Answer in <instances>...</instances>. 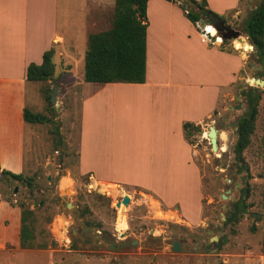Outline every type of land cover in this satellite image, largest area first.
I'll use <instances>...</instances> for the list:
<instances>
[{
    "label": "rangeland",
    "instance_id": "1",
    "mask_svg": "<svg viewBox=\"0 0 264 264\" xmlns=\"http://www.w3.org/2000/svg\"><path fill=\"white\" fill-rule=\"evenodd\" d=\"M59 1V25L65 28L67 0ZM87 1L90 3L87 14L94 17L93 12L95 15L89 31L98 32L109 28L115 0ZM258 1L241 0V11L237 14L230 12L226 17V23L239 30L242 36L237 38L241 41L238 49L233 48L234 39L225 40L223 30L215 38L218 42L224 39L222 45L230 52L235 51L244 60L241 78L217 112L210 114L198 125V129H190L186 135L194 149V160L201 175L202 197L193 220L183 216L175 207L160 205L149 193L122 187L117 183L114 184L117 191L113 192L107 190L108 187L103 183L97 185L91 176L78 171L80 87L77 83L69 82L83 75L86 43L84 47L81 45L84 48L82 57L72 67L65 64L62 57L54 55L52 60L56 72L51 76L52 82L48 81L51 87L54 83L59 84L56 99L59 109L53 106L55 114L52 116L59 130L61 145L57 151L53 147L50 153L46 151L48 159L39 157L32 169L24 171L26 177L34 175L32 187L0 175V264H264V86L258 87L248 80L251 76L263 79L259 76L262 66L255 54V47L251 49L249 37L248 43L242 40L247 37L243 32L247 14ZM97 17H101L100 22ZM197 27L201 31V27ZM183 56V64L171 76L188 86L185 93L190 97V104L192 101L200 102L203 93V106L197 107L195 112L194 109L189 110L190 116H200L209 109L212 92L209 86L201 88L191 82L202 76L203 79L212 80L214 73L208 71L207 63L198 54L186 53ZM165 59L170 62V56ZM194 60L198 67L195 73L191 69ZM29 82L33 84L26 90L27 108L38 112L42 97L41 90L34 91V84L41 85V82ZM251 87L260 90L261 99L251 142L243 152L251 174L248 212L236 223L225 225V212L241 196L242 179L236 171L233 147L237 137V120L248 108L243 91ZM238 104L240 107L236 108ZM139 106L148 107L147 104ZM151 115L153 120L161 117L155 113ZM146 117L150 118V115ZM210 125L217 132L216 151L212 150L206 137ZM38 128L44 135L50 133V138L57 137L51 123L40 124ZM199 129L202 134H199ZM147 136L142 140V156L158 147L176 148L175 143L179 140L175 134L171 138L155 135L151 139L150 133ZM114 140L117 141L109 138L107 145L110 147L113 143L117 147ZM118 151H121L120 147ZM183 171L178 161L171 173H166V183L159 190L165 188L166 191H173L176 185L183 187L187 181ZM64 176V181H61L60 178ZM166 176L154 175L153 178L164 180ZM124 195L130 197V202L116 207V202ZM192 202V199H188L187 206L192 205ZM21 205L34 211L35 241H44L47 247L24 249L19 246L15 233L19 228ZM120 207L126 208L122 216L125 227L121 228L116 227ZM253 213H259L260 217H255ZM252 225L256 228L254 231L250 229ZM212 236L225 239L220 250L207 246L213 242L210 241ZM175 241L179 244V251L173 250Z\"/></svg>",
    "mask_w": 264,
    "mask_h": 264
},
{
    "label": "crops",
    "instance_id": "2",
    "mask_svg": "<svg viewBox=\"0 0 264 264\" xmlns=\"http://www.w3.org/2000/svg\"><path fill=\"white\" fill-rule=\"evenodd\" d=\"M206 2L208 9L225 18L230 12L241 11V0ZM59 4V0H0V169L24 173L34 167L39 157L47 158L46 151L50 153L52 149L50 133L44 135L39 131L40 124L23 119V109L28 107L26 90L33 84L26 80L27 65L41 63L44 51L53 47L52 59L58 55L72 67L82 57L88 35L96 32L89 31L95 15L87 14L90 6L87 0H67L65 28L59 25ZM96 19L100 22L101 17ZM146 19L143 83L86 82L80 74V78L69 82L80 87L77 168L81 174L91 176L97 185L114 187L117 183L137 188L149 193L160 205L175 207L193 220L202 197L201 175L183 124L199 125L217 112L241 78L244 60L235 51L220 46L224 39L221 42L206 39L202 29L200 31L184 16L177 3L148 0ZM235 42L238 46L233 45V48L238 49L240 42L234 39L232 44ZM186 53L198 54L207 63L208 71L214 73L212 80L202 76L191 82L201 88L209 86L212 92L209 109L200 116H190L189 110L195 112L197 107L203 106V93L200 102L191 100L190 104V97L185 93L188 86L171 76L183 64ZM166 56H170V62H166ZM193 62L191 69L195 73L198 67L195 60ZM41 85L34 84V91L40 90ZM40 103L37 111L43 109L42 99ZM144 104L148 107L139 106ZM152 113L159 114L160 119L153 120ZM148 115L150 118L146 117ZM148 133L151 139L155 135L171 138L175 134L179 140L176 148L158 147L142 156V140L149 137ZM109 138L117 139L114 142L118 146L112 143L109 147L106 143ZM178 161L187 178L184 186L176 185L173 191L159 190L166 183V173H171ZM154 175L166 177L155 180ZM188 199L193 200L192 205L187 206Z\"/></svg>",
    "mask_w": 264,
    "mask_h": 264
},
{
    "label": "trees",
    "instance_id": "3",
    "mask_svg": "<svg viewBox=\"0 0 264 264\" xmlns=\"http://www.w3.org/2000/svg\"><path fill=\"white\" fill-rule=\"evenodd\" d=\"M177 3L186 18L197 27L200 19L215 23L216 20L226 18L207 8L206 0H168ZM148 0H115L111 26L105 30L90 33L87 38V47L84 53L83 80L86 82H129L143 83L145 80L146 58V5ZM228 24V23H227ZM198 28V27H197ZM207 32L215 39L217 31L211 25L205 27ZM243 32L249 37L255 47L262 71L259 76L264 79V0H259L256 6L247 14L243 26ZM223 47V45H221ZM54 48L44 51L42 61L39 64L30 62L26 68L27 81H39L42 83L40 92L43 100L42 111L33 112L27 107L23 109V119L28 123H51L53 132L57 137L51 138L53 150H58L61 140L58 137V128L54 121L55 109L51 103V76L54 74L55 65L52 61ZM48 80H51L49 82ZM56 81V80H55ZM247 100V111L239 117L236 123V140L234 143V161L236 171L241 174V196L232 202L225 212L224 224L236 223L243 214L248 212V198L251 192L249 179L251 174L244 159L243 152L251 142L254 132L258 104L261 99L260 90L251 87L243 91ZM198 125L190 122L183 124L185 135L190 129H198ZM0 175L23 182L26 186L34 185V175L25 176L23 173H13L0 169ZM36 217L34 211L21 205L19 210V228L15 233L21 248H45L46 242L36 243L35 238ZM255 230V226L250 227ZM225 243L223 237L209 243L207 246L220 250ZM54 244V241L51 243Z\"/></svg>",
    "mask_w": 264,
    "mask_h": 264
},
{
    "label": "water",
    "instance_id": "4",
    "mask_svg": "<svg viewBox=\"0 0 264 264\" xmlns=\"http://www.w3.org/2000/svg\"><path fill=\"white\" fill-rule=\"evenodd\" d=\"M197 25L199 27H201L203 32H205L204 31V27H206L207 25H211L212 27H214L216 29V31H217V34H219L220 31L223 30L224 31L223 34L225 35V40L229 39V38L230 39H237L239 37H242L240 35V31L239 30L234 29L230 24L225 23L223 20H216L215 23H210L209 21H206L204 19H200L197 22ZM207 36L211 37V35L209 33H207ZM245 39L248 42V36ZM250 46H251V49L254 48L253 45H250ZM255 68L258 69V67H255ZM248 80H249V82L254 83L258 87H260V86L263 87L264 86V79H261V78H259L257 76H251V77H249ZM58 88H59V84L58 83H54L52 85V87H51L50 100H51V103H52L53 106H56V104H57L56 103V99H57ZM239 107H240V104L236 105V108H239ZM56 109L57 110L59 109L58 106H56ZM214 113H216V111ZM198 132H199V134H202V130L199 129ZM206 137L208 138V141H209V144H210L212 150L216 151L217 150V132H216V129H215L214 126H212V125L209 126ZM14 191H16V189ZM129 202H130V197L128 195H124L121 200L116 202V207H119L120 204L128 205ZM253 215L255 217H257V218L260 217L259 213H253ZM217 240H218V238L216 236H212L210 238V241H217ZM173 250L174 251H179L180 250L179 244L176 241L173 242Z\"/></svg>",
    "mask_w": 264,
    "mask_h": 264
},
{
    "label": "bare ground",
    "instance_id": "5",
    "mask_svg": "<svg viewBox=\"0 0 264 264\" xmlns=\"http://www.w3.org/2000/svg\"><path fill=\"white\" fill-rule=\"evenodd\" d=\"M211 41L210 42H213L214 41V38L211 36V39H210ZM245 40V43H248L247 41H246V39H244ZM241 42V41H240ZM234 45L237 47L238 46V43L237 42H235L234 43ZM65 177L66 176H64V177H62L61 178V181H64V179H65ZM107 190H111V191H117L116 189H115V187H108L107 188ZM121 192V191H120ZM122 194V193H121ZM124 211H126V208L125 207H120V208H118V218H117V221H116V227H125V225L123 224V221H122V216H123V212ZM117 215V214H116Z\"/></svg>",
    "mask_w": 264,
    "mask_h": 264
},
{
    "label": "built area",
    "instance_id": "6",
    "mask_svg": "<svg viewBox=\"0 0 264 264\" xmlns=\"http://www.w3.org/2000/svg\"><path fill=\"white\" fill-rule=\"evenodd\" d=\"M204 31H205V32H203L204 37H206V39H208V40L210 41L211 37H208V36H207V33H208V32H207V30L205 29V27H204Z\"/></svg>",
    "mask_w": 264,
    "mask_h": 264
},
{
    "label": "flooded vegetation",
    "instance_id": "7",
    "mask_svg": "<svg viewBox=\"0 0 264 264\" xmlns=\"http://www.w3.org/2000/svg\"><path fill=\"white\" fill-rule=\"evenodd\" d=\"M201 130V129H200Z\"/></svg>",
    "mask_w": 264,
    "mask_h": 264
}]
</instances>
